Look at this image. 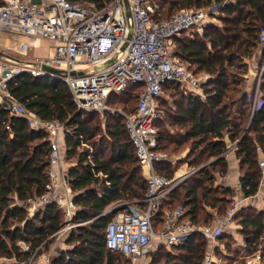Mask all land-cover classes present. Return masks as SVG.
Wrapping results in <instances>:
<instances>
[{"label": "trees", "instance_id": "obj_1", "mask_svg": "<svg viewBox=\"0 0 264 264\" xmlns=\"http://www.w3.org/2000/svg\"><path fill=\"white\" fill-rule=\"evenodd\" d=\"M68 1L94 3L102 7L110 0ZM213 2L218 5L223 26L208 23L202 33L183 34L176 40L177 53L188 68L196 75L209 74L202 85L204 96L185 91L175 82L163 85V89L170 88L180 93V98L174 101L175 112L170 116L181 130L178 134L165 132L157 125L158 148L166 149L168 144H174L177 149L190 141L186 157L188 164L200 165L208 158H215L211 167L219 166L218 171L224 176L228 172L224 153L229 143H236L242 190L244 195L252 196L258 192L262 176L258 166V147L264 149V72L260 103L254 111L250 93L241 84L248 70L245 59H253L261 49L259 35L264 26V0H162V18L184 8L207 7ZM263 60L264 49L261 65ZM233 68L238 71L234 72ZM8 88L17 101L41 119L62 121L67 128L65 158L77 156L75 163L68 167V175L75 192L74 202L78 205L72 222L81 224L68 232L65 240L68 247L51 255L50 264H129V259L122 253L106 247V226L112 213L102 215L108 206L125 197L132 196L133 200L142 198L147 189V181L144 186L139 179L128 176V166L137 161V167L141 169V164L124 122L122 124L117 119L122 115L107 112L105 137L96 139L101 125L93 123V118L89 119L86 114L97 113L79 110L60 78L23 73L13 77ZM231 90L237 95L231 94ZM130 91L135 94L137 103L138 94L133 88L120 94ZM118 95L112 94L110 100ZM134 109L135 106L128 110ZM106 150H109V156L101 157ZM49 156L48 133L30 127L24 117L12 114L1 102L0 264H28L35 252L36 258L48 251L56 237L52 235L66 223L62 211L55 204L32 214L27 207L29 200L46 192ZM168 165L167 161L159 162L157 169L172 176V170L167 174L163 172ZM196 173L189 183H182L170 193L165 205L184 204L192 221L205 224L211 221L213 212H225L230 203L228 196L233 190L224 184L214 186L215 173L206 167L199 168ZM133 184L140 190H136ZM181 188L184 190L182 195ZM251 208L242 207L236 217L242 226L241 233L248 245L254 248L264 236V209ZM222 238L230 254H234L231 236ZM175 249V253L160 252L156 261L202 264L207 240L194 234ZM226 258L230 260L231 256Z\"/></svg>", "mask_w": 264, "mask_h": 264}, {"label": "built area", "instance_id": "obj_2", "mask_svg": "<svg viewBox=\"0 0 264 264\" xmlns=\"http://www.w3.org/2000/svg\"><path fill=\"white\" fill-rule=\"evenodd\" d=\"M162 0H110L97 7L94 3L68 0H0V31L23 35L30 40L45 39L50 44V54L37 57L35 62L10 64L0 59V94L5 107L24 117L34 129L48 133L50 156L46 192L27 202L34 213L55 204L63 213L66 223L52 236L69 232L81 223L72 222L78 211L74 202L62 142L66 125L58 120L41 119L17 101L10 93L8 82L18 74L34 77L48 75L41 70L46 64L61 70L60 78L79 110L104 116L107 112H120L124 117L135 154L143 168L147 189L142 198L122 200L113 204L124 206L112 213L106 226L105 243L112 251L122 253L129 264H169L157 262L160 252L175 253L192 235L199 234L207 240L202 264H264V236L254 248L241 233L237 213L255 196H246L242 190L241 176L228 196L230 201L224 213L213 212L209 223L198 224L188 216L184 204L166 206L170 193L184 178L196 172L192 169L177 176H167L157 169L159 162L167 161L160 148L156 121L157 104L163 85L175 82L185 90L201 96L208 73L194 74L177 53L176 40L183 34L203 32V28L216 18L218 5L190 7L162 18ZM264 49V26L259 35ZM22 48L28 47L23 43ZM13 48V47H12ZM264 60L258 79L248 90L252 111L260 103V84ZM53 76V75H51ZM56 77V76H54ZM133 88L138 94L133 111L114 109L109 105L112 94ZM224 153L236 149V143ZM258 151L261 148L258 147ZM264 168V159L259 160ZM229 178V172L224 175ZM224 236H231L230 254ZM36 252L28 264H50L51 255ZM230 255L231 259L226 256Z\"/></svg>", "mask_w": 264, "mask_h": 264}, {"label": "rangeland", "instance_id": "obj_3", "mask_svg": "<svg viewBox=\"0 0 264 264\" xmlns=\"http://www.w3.org/2000/svg\"><path fill=\"white\" fill-rule=\"evenodd\" d=\"M209 25H215L217 27H222L223 21L221 20L220 14H218L216 16V18L210 20ZM7 37H8V35L6 36L4 34H0V50L2 52L6 53V55H8L7 57H5L6 55H2V56L0 55V59L7 61L10 64H15L17 62H22V61L33 63L36 60L35 56H41V55H44L45 53H47V54L49 53L50 44L45 39H43L44 41H41L38 44H35V46H33V44H34L33 40H30V39H26V40L21 39L20 40L19 39V40L15 41V39H14V41L11 42L7 39ZM23 43H27L28 47L22 48L21 45ZM245 61L248 63V70L246 72V75H244V77H243L241 85H242L243 89L247 91V89L253 88V86L255 85V83L258 79V74H259L260 67H261V58H256V57H254L253 59L246 58ZM232 70H234V72L238 71L237 68H233ZM250 83H253V84H250ZM250 85H252V86H250ZM230 93L237 95L236 92H233L232 90L230 91ZM134 95L135 94L131 91L128 93H125V94L124 93L119 94L118 96L112 97V99L109 102V105L112 108L118 109L120 111H122V110L129 111L128 109H130L136 105V98L134 97ZM160 97H163V100L160 101V99H159L158 104H157L159 117L156 121V124L159 126V129L161 131L165 130V132L170 131L171 133L178 134L177 132H180L181 128H179L178 125L174 124L172 117L170 115L175 112L176 105L174 104V101H176L177 99L180 98V93H175L170 88H167V89H163ZM116 112H118V111H116ZM114 114L116 115V113H114ZM86 116L89 117V119L93 118V120H92L93 123H97V124L101 125L100 134L97 135L96 139L101 138V136L105 137V125H106V122L108 120V115L100 116L99 114H89V115L86 114ZM122 116L118 115L117 119L123 124L124 121H123ZM229 145L232 146V143H229ZM189 146H190V141H187V142H184L177 149L174 148V144H168L166 149H162L167 154V156H168L167 162H169V165L167 166L166 171L164 170L163 172H165L167 174L172 170V175L177 176V175H180L183 173H187V172L191 171L192 169H196V172H197V170H199V168L206 167L207 169H209L210 171H213L215 173L214 186H218L219 184H224V176L221 175V173L218 171L220 167L219 166L211 167V164L213 163L215 158H208L205 161H203L202 164H200V165L190 166L188 164V162L186 161L188 158H186V157H187L188 152H189ZM95 147H97V149H98V145ZM82 148H83V145L80 146V149H82ZM230 152L233 155L232 158H234V155H236V150L233 149ZM65 153H66V148H65ZM65 156H66V154H65ZM108 156H109V150H106L105 152L101 153V157H103V158H106ZM76 158H77L76 155H73L70 158H68L69 164L75 163ZM261 158L264 159V149H262V148H261V152L260 153L258 152V159L260 160ZM137 165H139V163L136 161V162H134V164H131L130 166H128V171H129L128 176L135 178V179H139L144 184V186H146V178L144 175L143 168L141 167V169H139L137 167ZM258 166H259V163H258ZM259 168L262 171V176H261V183L259 186V190L255 194L257 196H255V198L252 199V203H250V204L248 203L245 206H247V208L252 207L251 209H259L260 210V209H264V168H261L260 166H259ZM168 169H170V170H168ZM239 169L241 170L240 167H239ZM195 173L184 178L183 181L181 182V184L183 183V185H184L185 184L184 182H186V181H187V183H189L190 178H192L195 175ZM241 173H242V171H241ZM133 187L138 191L140 190V188L136 184H133ZM229 187L232 190L234 189L233 186H229ZM183 191H184L183 188H181V190H180L181 195H182ZM124 200H126V201L133 200V197L132 196L125 197ZM111 206H112V204L110 206H108L106 208V210L109 209ZM246 211H250V210H246ZM30 213L32 214L31 210H30ZM67 236H68V232H66L65 234L62 233V234L57 235L53 239L48 251L45 253L53 255L57 251L67 248L64 245V242H65ZM35 259H37V257ZM38 262H39V258L35 261V264H37Z\"/></svg>", "mask_w": 264, "mask_h": 264}, {"label": "crops", "instance_id": "obj_4", "mask_svg": "<svg viewBox=\"0 0 264 264\" xmlns=\"http://www.w3.org/2000/svg\"><path fill=\"white\" fill-rule=\"evenodd\" d=\"M0 34H4L6 36L8 35L7 39L9 41H11V42H13L14 39H15V41L19 40V39L20 40L21 39H24V40L28 39V38H26L23 35L11 34V33H7V32H4V31H0ZM41 41H44V40L43 39H39V38L35 39L33 41V43H34L33 46H35V44H38ZM49 54H50V46H49V53L48 54L45 53L44 55H41V56H35V58H37V57H45V56H48ZM7 56H5V57H7ZM261 56H262V49H259V51H258V53L256 55V58H261ZM250 84H253V83H250ZM250 86H252V85H250ZM248 90H250V89H247V91ZM1 102H2V97H1V94H0V103ZM65 148H66V145H65V137H64V141L62 142V151H63L64 155H65ZM258 152L260 153L261 151H258ZM232 157H233L232 153L229 152L227 157H226L227 161H228L229 178L228 179L224 178V184L227 185V186H233L234 187L242 173H241V170L239 169L240 166H239V160H238L237 156L234 155V158H232ZM66 165H67V167H69V165H71V164H69L68 160H66ZM255 196H257V195H255ZM255 196L252 199H254ZM251 203H252V201H251ZM64 245H65V247H68V245L65 242H64Z\"/></svg>", "mask_w": 264, "mask_h": 264}, {"label": "water", "instance_id": "obj_5", "mask_svg": "<svg viewBox=\"0 0 264 264\" xmlns=\"http://www.w3.org/2000/svg\"><path fill=\"white\" fill-rule=\"evenodd\" d=\"M0 55H6V53L2 52L0 50ZM7 56V55H6ZM41 70L48 74V75H53V76H56V77H60L62 75V72L61 70L57 69V68H54V67H51L49 65H46V64H42L41 65ZM124 206H115V207H112V208H109L107 210H105L102 215H105V214H108V213H114L120 209H122Z\"/></svg>", "mask_w": 264, "mask_h": 264}]
</instances>
